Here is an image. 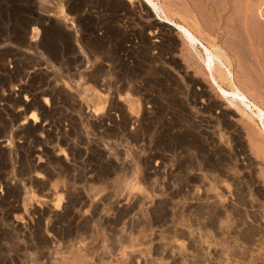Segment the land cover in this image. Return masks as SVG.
Instances as JSON below:
<instances>
[{"label": "rangeland", "instance_id": "obj_1", "mask_svg": "<svg viewBox=\"0 0 264 264\" xmlns=\"http://www.w3.org/2000/svg\"><path fill=\"white\" fill-rule=\"evenodd\" d=\"M158 1L176 11L174 21L183 16L195 25L190 8L205 5L212 20L206 40L227 47L234 67L245 69L237 81L264 99V18L257 13L264 0ZM58 10L59 23L47 16ZM48 17L59 31L44 24ZM159 26L170 33L180 69L154 60L160 48L168 52L162 41L145 49L146 36L155 39L147 32ZM190 49L145 0H0V264H264V119L229 103ZM95 60L109 64L105 87L84 76ZM131 77L154 93L156 108L121 89ZM189 78L204 90L196 106L184 91ZM10 87L20 91L7 96ZM57 89L75 90L81 100L107 89L100 92L117 95L124 111L79 113ZM211 103L218 107L205 109ZM32 113L44 131L28 130ZM125 118L128 134L118 137L98 125Z\"/></svg>", "mask_w": 264, "mask_h": 264}, {"label": "bare ground", "instance_id": "obj_2", "mask_svg": "<svg viewBox=\"0 0 264 264\" xmlns=\"http://www.w3.org/2000/svg\"><path fill=\"white\" fill-rule=\"evenodd\" d=\"M204 1H210V0H203V3H204ZM76 2V1H75ZM145 2L149 5V7H151L152 8V10L153 11H155V14L157 15V17L159 18V20L161 21V22H167V23H170V24H172L175 28H177L178 29V31L181 33V37L183 36V38H184V42L188 45V47H190L191 49H194L195 50V52H196V56L197 57H199L198 59H200L201 60V62H202V66H203V68H204V72L206 71L207 73V75H208V77L210 78V80H211V82H212V84H213V86L216 88V89H218L220 92H222L223 93V96H225L226 98H228L229 96H231V99H229L228 98V100H229V103L231 102L232 104H234L236 107H238V108H240L242 111H245V109H247L248 108V111H249V113H250V115H252V116H254V117H256V118H258L260 121H261V123H263V119H264V99H258L257 97H254L253 95H251V94H249L248 92L249 91H247V89H245L244 87H243V82L242 83H240L239 81H237V79L239 78V74H240V70H238V69H236V67H234L235 65H233V62H232V58H231V55L229 56V53H228V51H227V47H215V46H213L212 44H210L207 40H206V37H205V34L206 33H209V31H210V29H211V26H210V24L212 23H210V21H212L211 19H209V17H208V15L209 14H211L210 12L208 13H205L206 12V9L204 8L205 7V5H203V7H202V5H201V3L199 4L198 3V5L197 6H193V9H191L190 8V10H194L195 12H196V17H195V14H193L192 13V17L191 18H194V20H196V25L195 24H193V22H192V24L190 23V21L188 22V20L185 18V17H183V16H181L182 18H183V20L185 21H183V22H177V21H174L173 19H171V17L172 16H174V13H176V11L174 12V10L173 9H171L170 7H169V5H167V4H163V3H161L160 1H158V0H145ZM186 2H187V0H186ZM191 2H193V0H191ZM196 1H194V3H195ZM216 2V1H215ZM208 4H210V6H211V1L210 2H207ZM191 4V3H190ZM197 4V3H196ZM205 4V3H204ZM208 4H206V5H208ZM187 5V4H186ZM192 5H193V3H192ZM192 5H190V7H192ZM226 5V4H225ZM209 6V5H208ZM222 6V5H221ZM74 7V6H73ZM207 7V6H206ZM60 8V7H59ZM75 9H74V11L75 10H78V9H80L79 8V6H77V4H76V6L74 7ZM212 8H214V7H212ZM200 10V11H198L197 12V10ZM189 10V11H190ZM210 10H212V9H210ZM209 9H208V11H210ZM222 11V10H221ZM220 11V12H221ZM226 11V10H225ZM62 12V10H58V11H52V14L51 15H47V16H53L56 20H57V22L60 20V21H64L63 20V18H62V15L60 14ZM217 12V11H216ZM219 12V11H218ZM199 13V14H198ZM257 13H258V15L260 16V17H263L264 18V10H263V8L261 7V5L258 7V9H257ZM177 14V13H176ZM188 14V13H187ZM190 14V13H189ZM222 15V14H221ZM86 16V15H85ZM88 16V15H87ZM52 17V18H53ZM91 17H93V16H91ZM90 17V18H91ZM49 18V17H48ZM51 18V17H50ZM50 18H49V20H44V24H47V22H49V26H50V24L52 25V27L51 28H53L52 30H55L56 32L57 31H59V25H58V23L60 22H58V23H56V21L54 22V20L52 19V21L50 20ZM80 18V17H79ZM196 18V19H195ZM212 18V17H211ZM42 19V17H40V20ZM91 20V19H90ZM83 21V20H82ZM195 22V21H194ZM83 23V22H82ZM86 23V22H85ZM84 24V23H83ZM89 24V23H88ZM98 24V23H97ZM48 25V24H47ZM90 25V24H89ZM92 25V24H91ZM243 25V24H242ZM48 26V27H49ZM93 26V25H92ZM98 26V25H97ZM244 27H245V30L246 31H249L250 32V28L247 26V25H244ZM50 28V29H51ZM62 28V27H61ZM92 28H94V26L93 27H91V29ZM66 29V28H65ZM90 30V29H89ZM157 30V29H156ZM208 31V32H206V31ZM87 31V30H86ZM92 31V30H91ZM205 31V34H203V32ZM212 31V30H211ZM210 31V32H211ZM251 31H252V29H251ZM255 31V30H254ZM61 32V31H60ZM237 32V31H236ZM248 32V33H249ZM264 32V31H263ZM53 33H55L54 31H53ZM149 35H152V38H154L155 37V39H151L150 40V38H148V36H146L147 38L145 39V41L146 42H144V46H145V49H148V48H152V49H155V48H160V46L161 45H156L154 42H159V41H162V45L165 47V48H167L168 49V52H164L163 50H164V48H163V50L160 48V50H159V52H157L156 51V53H154V54H157V53H159L158 55L159 56H157V57H155L156 59H154L153 57L151 58L152 60L154 59V60H158V61H160V62H162V63H164V64H167V65H171V64H174V65H176V67H179V69H180V65H178V64H176V63H174L175 61L173 60V55H172V49H171V47H172V43L173 42H170V33H169V31L167 30V29H165L164 27H161L160 28V26H159V29H158V32L156 31H154V32H152V31H149V32H147ZM51 35H52V33H50ZM88 34L89 33H87V36H88ZM96 34V33H95ZM225 34V33H224ZM264 33H261V37L263 38L262 40H264V35H263ZM55 35V34H54ZM57 35V34H56ZM85 35H86V33H85ZM91 35V34H90ZM155 35H158L157 37L155 36ZM208 35V34H207ZM83 37H84V35H82ZM92 36V35H91ZM208 36H210V34L208 35ZM59 37V36H58ZM235 37V36H234ZM260 37V36H259ZM56 38V37H55ZM63 38V37H62ZM68 38V37H67ZM71 37H69V39H70ZM84 40V39H83ZM90 41V40H89ZM99 41H101V40H99ZM144 41V40H143ZM53 42V41H52ZM51 42V43H52ZM55 42V41H54ZM83 42V41H82ZM96 42H98V41H96ZM88 43V42H87ZM98 43H100V42H98ZM253 43V42H252ZM84 44V43H83ZM225 44H227V43H225ZM225 44H224V46H225ZM68 45V44H67ZM94 45V44H93ZM87 46V45H86ZM142 46H143V44H142ZM144 46H143V48H144ZM230 46V45H229ZM243 46V45H242ZM252 46H253V44H252ZM259 46V45H258ZM263 46V45H262ZM101 47V46H100ZM130 47V46H129ZM138 47H140V46H138ZM233 47L234 48H236L237 49V51H238V55H240V57L241 58H246V57H248L246 54L247 53H243L244 51H240V50H238L241 46H239V45H235L234 43H233ZM232 47V48H233ZM264 47V46H263ZM51 48H52V46H51ZM74 48V47H73ZM89 48V47H88ZM173 48V47H172ZM231 48V47H230ZM259 48V47H258ZM128 49V48H127ZM126 49V50H127ZM166 49V50H167ZM171 49V50H170ZM190 49V50H191ZM254 49H255V46H254ZM71 50V49H70ZM125 50V49H124ZM123 50V51H124ZM150 50V49H149ZM149 50H147L148 52H150ZM165 50V51H166ZM53 51V50H52ZM128 51H129V49H128ZM258 51V50H257ZM256 50H252V54H251V56H253L254 57V59L253 60H251V61H254V60H257L258 59V56H260V55H258V52H257ZM125 52H127V51H125ZM131 52V51H130ZM163 52H164V54H163ZM58 53V52H57ZM261 53H262V50H261ZM90 54V53H89ZM94 54V53H93ZM147 54H149V53H147ZM124 55V54H123ZM129 55V54H128ZM166 55L167 57H164V56ZM261 55H263V54H261ZM55 56V55H54ZM58 56V55H57ZM91 56V55H90ZM152 56V55H151ZM72 57V56H71ZM80 57V56H79ZM111 57V56H110ZM121 57V56H120ZM126 57V56H125ZM262 57V56H261ZM264 57V56H263ZM76 58V57H75ZM235 58V57H234ZM128 60H129V58H127ZM162 59H164L163 61H161ZM237 60H239V58L237 59ZM236 60V62H238ZM241 60V59H240ZM262 60V59H261ZM127 61V60H126ZM157 61V62H158ZM192 61V60H191ZM233 61H234V59H233ZM260 61V60H259ZM84 61L82 60V61H79V60H76V59H73V60H71L70 61V59H69V61L67 62V63H69V64H73V65H84V63H83ZM130 62V61H129ZM177 62V61H176ZM258 62V61H257ZM194 63V62H193ZM240 62H238V64H239ZM57 64V63H56ZM128 63L127 62H125V61H121V65H127ZM155 64V63H154ZM157 64V63H156ZM237 64V65H238ZM106 65V66H105ZM103 64V62H101V61H97V60H95L94 62H92L91 63V65H90V69H89V71L86 73V74H84V76L86 77V80H87V82L88 81H90V83L92 82L94 85H99V86H104L105 87V80H103V82H102V77H105L107 74H109V72H110V70L108 69V67H109V64ZM129 65V64H128ZM157 65H159V64H157ZM196 65V64H195ZM261 65V64H260ZM62 66V65H61ZM115 66V65H114ZM130 67H131V65H129ZM133 66V65H132ZM197 66V65H196ZM241 66V65H240ZM240 66H238V67H240ZM154 67V66H153ZM252 67V66H251ZM115 68V67H114ZM129 68V67H128ZM132 68V67H131ZM173 68V67H172ZM111 69V68H110ZM158 69V68H157ZM178 69V68H177ZM164 70H165V68H164ZM242 70H245V69H243L242 68ZM242 70H241V72H242ZM134 71V70H133ZM175 71H176V69H175ZM180 71V70H179ZM152 72V71H151ZM158 72V71H157ZM262 72H263V70H262ZM247 73V72H246ZM250 73V72H249ZM181 74V73H180ZM184 75V74H183ZM242 75V74H241ZM248 75V74H247ZM250 75V74H249ZM83 76V77H84ZM186 76V75H185ZM55 77V76H54ZM121 77V76H120ZM150 77V76H149ZM184 76H182V78H183ZM155 78V77H154ZM188 78V77H187ZM247 78V77H246ZM127 79V78H126ZM158 79V78H157ZM166 79V78H165ZM164 79V80H165ZM179 79V78H178ZM185 79V78H184ZM183 79V80H184ZM191 79H193V78H191ZM190 78H189V81H190V83L187 85V87H183L184 88V91H186V93L187 94H189L188 96L189 97H191V101H190V104H192L193 106H196V104H197V99L198 98H200L201 96H204V90L202 89V87H200L199 89H196V83H194V81L193 80H191ZM248 79V78H247ZM249 79H251V78H249ZM253 79V78H252ZM251 79V80H252ZM114 80V79H113ZM130 81H124V86H122L123 88H121L123 91L124 90H129V91H132V92H134L135 94H137V95H139L140 97V99H141V101L142 102H144V103H146V104H148L149 102H151V101H153V103H154V105L152 104V106L154 107V108H156L155 107V105H158V103L157 102H155V99H153V96H154V93H153V95H152V93L150 92L149 93V89L147 90V88L146 87H144V85L143 84H141V83H137V82H134V80L132 79V77L129 79ZM173 80V79H172ZM243 80V79H242ZM246 80V79H245ZM108 81V80H107ZM110 81V80H109ZM224 81H227L228 82V84H229V89L228 88H226V86L224 87V85H223V82ZM247 81V80H246ZM156 82V81H155ZM177 82V81H176ZM196 82V81H195ZM82 83V82H81ZM182 83V82H181ZM186 83H188V82H185V84ZM89 84V83H88ZM165 84V83H164ZM180 84V83H179ZM150 85V84H149ZM162 85H163V83H162ZM183 85V84H182ZM181 85V86H182ZM79 86V85H78ZM98 86V87H99ZM184 86V85H183ZM261 86V85H260ZM81 87V86H80ZM252 87V86H251ZM24 88V87H23ZM180 88V87H179ZM120 88H119V90H117V93H114V94H117V95H119V92H120V90H121ZM252 89V88H251ZM58 90V89H57ZM55 91L56 93H58V94H61V93H67V96H68V99L70 100V101H72V104L74 105L73 107H74V109H76L79 113H83L84 114V110L85 109H88L89 107H96L98 110L100 109H103V108H106V109H110L111 108V110H112V108H118L119 110H121V111H124V108H123V105L120 103V99H118V98H116L115 96H117V95H114L113 96V94L112 95H106V93H103V92H105V91H108L107 89H101L100 91H103V92H100L99 90H97V91H95V93H89L87 96H88V98L86 99V100H81V98L80 97H78V94L76 93V91L75 90H68V91H61V90H58V91ZM87 90V89H86ZM168 90V89H167ZM178 90V89H177ZM181 90H182V88H181ZM199 90V91H198ZM252 90H254V89H252ZM257 90V89H256ZM16 91H20V88H11L10 87V89H9V92H8V94H7V96H12L13 94H14V92H16ZM122 91V92H123ZM183 91V92H184ZM89 92H90V90H89ZM93 92V91H92ZM171 92V91H170ZM176 92V91H175ZM181 92V91H180ZM80 93V92H79ZM111 94V93H110ZM132 94V93H131ZM183 94V93H182ZM65 95V94H64ZM35 96V95H34ZM258 96V95H257ZM36 97V96H35ZM38 97V96H37ZM31 99H33V97L31 98ZM180 99V98H179ZM20 100V99H19ZM36 100V99H35ZM38 100V99H37ZM43 101H44V99H42ZM181 100V99H180ZM210 100V99H209ZM32 101V100H31ZM68 101V100H67ZM173 101V100H172ZM175 101V100H174ZM20 102V101H19ZM24 102H25V104H27V106L29 107V108H31L32 106H33V104H34V101L33 102H30L29 101V99L28 98H25L24 99ZM40 101L38 100L37 101V103H39ZM52 102V101H51ZM163 102V101H162ZM209 102H211V101H209ZM213 102V101H212ZM22 103V102H21ZM152 103V102H151ZM24 104V103H23ZM144 105V104H143ZM34 106H35V104H34ZM150 106V105H149ZM207 108H205V109H212V108H216V107H218V105L216 104V103H211L209 106H206ZM24 108H25V106H24ZM151 108V107H150ZM204 109V108H203ZM166 110V109H165ZM28 111V110H27ZM43 111V110H42ZM25 112H26V110H25ZM247 113V112H246ZM35 114V113H34ZM33 113L31 114V116H29L28 118H26V119H29V120H31V121H33V122H31V126L28 128V130L29 129H38V130H42V131H44L45 129H44V127L43 126H40V125H38L37 123L39 122V120L38 119H36L34 116ZM222 114V113H221ZM248 114V113H247ZM124 115V114H123ZM44 116V115H43ZM24 117H25V115H24ZM86 117V116H85ZM253 117V118H254ZM43 118V117H42ZM47 118V117H46ZM120 118V117H119ZM222 120V119H221ZM155 121V120H154ZM50 123V122H49ZM49 123L47 122V125H49ZM128 123V120L125 118L124 120H120L119 122H116V121H113V124L112 125H108V126H105V125H102V124H98L99 125V127H101L103 130H105V132L107 133V135H109V136H113V137H118V135L120 136L121 134H128V133H125V131H126V126L128 125L127 124ZM46 126V125H45ZM138 126V125H137ZM47 128V127H46ZM33 129V130H34ZM44 129V130H43ZM51 131V130H50ZM261 131L263 132V130L261 129ZM46 132V131H45ZM52 132V131H51ZM48 133V135L50 134H52V133ZM127 132V131H126ZM129 133H130V131H129ZM76 134V133H75ZM263 135H264V133H263ZM2 136V135H1ZM130 136H132V138H133V140L134 139H136L135 141H138L139 140V136H138V134H132V135H130ZM63 138V137H62ZM131 138V139H132ZM243 137H241V139H242ZM197 139V138H196ZM243 141H244V138L242 139ZM241 140V141H242ZM253 140V139H252ZM3 141H5V140H3ZM2 140H0V142H3ZM256 141V140H255ZM258 141V140H257ZM139 142V141H138ZM1 144V143H0ZM253 144V143H252ZM73 145V144H72ZM256 145V144H255ZM258 145V144H257ZM5 146V144L4 145H0V151L1 152H5V150H3V149H5L6 147H4ZM261 146V145H260ZM17 147V146H16ZM53 148H55V147H53ZM53 148H45V149H43V150H45L44 151V153L45 154H49V155H51V154H60L59 152V150H60V148H59V150H58V153H55L56 151L53 149ZM71 148V147H70ZM8 149V148H7ZM57 149V148H56ZM146 149V148H145ZM39 150V149H38ZM34 151H35V149L33 150L32 149V152L34 153ZM55 151V152H54ZM61 151H62V149H61ZM72 152V151H71ZM47 154V155H48ZM61 154H62V152H61ZM60 154V155H61ZM77 154V153H76ZM241 160V159H240ZM52 162V161H51ZM153 162V161H152ZM191 162V161H190ZM245 163V162H244ZM157 166V165H156ZM54 167V166H53ZM45 169V168H44ZM60 169V168H59ZM152 169V168H151ZM61 171V170H60ZM48 173V172H47ZM52 173V172H51ZM154 174V173H153ZM149 175V174H148ZM34 177H37V176H34ZM39 177V176H38ZM41 177V176H40ZM39 177V178H40ZM32 178V177H31ZM43 178V177H42ZM38 179V178H37ZM35 180V181H37L38 182V180ZM31 180V179H30ZM41 180V179H40ZM39 180V181H40ZM201 180V179H200ZM42 181V180H41ZM40 181V182H41ZM36 182V183H37ZM168 183V182H167ZM40 184H43V183H40ZM46 184H44V186H42V187H46L45 186ZM190 186V185H189ZM54 187V186H53ZM52 186H51V189L53 188ZM43 188V189H44ZM49 187H47L46 189H48ZM51 189L49 188L47 191H46V195H48V196H52L54 193H52L53 192V189H52V191H51ZM72 190V189H71ZM70 190V191H71ZM237 190V189H236ZM54 191H55V188H54ZM205 194V193H204ZM70 197H71V194H70ZM239 197V196H238ZM55 198V197H54ZM196 198V197H195ZM210 198V197H209ZM209 198L207 199V200H209ZM56 199V198H55ZM206 199V198H205ZM205 199H203V200H205ZM212 199V198H211ZM70 200V199H69ZM69 200H68V202H69ZM90 201V198H86V200L85 201ZM92 200V199H91ZM200 200V199H199ZM202 199L200 200V201H203ZM207 200H205V201H207ZM199 201V202H200ZM205 201H203V203L205 202ZM232 201V200H231ZM73 202V200L71 201V203ZM76 202V201H75ZM210 202H211V200H210ZM198 203V202H197ZM203 203H202V205H203ZM235 203V202H234ZM238 204V203H237ZM179 208V207H178ZM199 208V207H198ZM127 212V211H126ZM125 212V213H126ZM244 213V212H243ZM249 214V213H248ZM117 215V214H116ZM238 216V215H237ZM241 216V215H240ZM252 216V215H251ZM77 217H79V216H77ZM7 218V217H6ZM106 221V220H105ZM62 222V221H61ZM119 222V221H118ZM193 222V221H192ZM86 223V222H85ZM154 223V222H153ZM110 224V223H109ZM86 226V225H85ZM80 227V226H79ZM236 229V228H235ZM110 230V229H109ZM87 231V230H86ZM180 231V230H179ZM134 232V231H133ZM242 233V232H241ZM251 233V232H250ZM244 234H246V233H244ZM252 234V233H251ZM176 236V235H175ZM244 240V239H243ZM127 244V243H126ZM156 245V244H155ZM67 248V247H66ZM46 250V249H45ZM157 250V249H156ZM155 252V251H154ZM206 254V253H205ZM137 256V255H136ZM172 263V262H171Z\"/></svg>", "mask_w": 264, "mask_h": 264}]
</instances>
